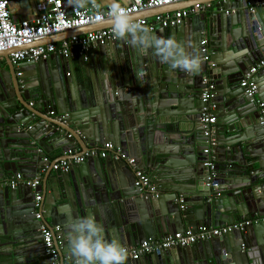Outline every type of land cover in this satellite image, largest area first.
<instances>
[{
  "label": "water",
  "instance_id": "water-1",
  "mask_svg": "<svg viewBox=\"0 0 264 264\" xmlns=\"http://www.w3.org/2000/svg\"><path fill=\"white\" fill-rule=\"evenodd\" d=\"M211 1V13L197 9L186 23L170 28L157 25L152 31L174 37L188 51L200 54L201 69L194 75L171 69L151 49L143 52L123 40L117 54L111 43L95 48L98 56L106 55L107 65L101 85L92 83V89H88L90 83H81L75 69H66L58 54L14 64L11 51L0 52L9 65L6 75L0 71V179L6 174L26 179L44 174L36 188L25 183L14 189L0 188V264H19L3 250L12 242L21 249L40 245L42 224L52 230L59 256L38 260L41 254L37 253L22 264H62L65 258L73 262L66 227L69 217H95L107 238L125 246L187 228L197 231L201 224L220 227L242 218L264 217V123L257 103L264 102V84L254 101L239 85L244 74L264 60V41L254 29L257 17L264 26V0ZM205 4L193 0L190 7L205 9ZM234 6L242 13L233 14ZM237 24L242 25L236 28ZM66 33L70 32L59 36ZM55 58L60 64L52 70ZM28 70H36L34 77L24 74ZM261 75L264 67L256 74ZM210 83L214 85L210 104L219 126L216 132L226 134L210 153L205 152L202 127L188 120L170 126L145 114L149 109L175 106L178 113L200 118L207 104L201 96ZM104 104L111 107L113 116L117 110L121 120L108 124ZM176 129L181 135L172 133ZM106 142L138 158L139 167L157 184V196H143L125 159L88 157L78 170L72 167L52 174L53 165L69 157V151L77 148L78 155ZM165 142L170 146H164ZM214 151L221 154L218 162L238 166L223 167L212 180L216 185H208L211 170L205 164L216 160ZM59 152L63 154L51 160ZM234 176H241V182L230 181ZM37 194L41 195L40 219L36 217ZM134 261L128 257L126 264H264V221Z\"/></svg>",
  "mask_w": 264,
  "mask_h": 264
},
{
  "label": "built area",
  "instance_id": "built-area-1",
  "mask_svg": "<svg viewBox=\"0 0 264 264\" xmlns=\"http://www.w3.org/2000/svg\"><path fill=\"white\" fill-rule=\"evenodd\" d=\"M11 0H0V52L11 51L10 57L14 64H19L24 61H40L49 59L53 54H60L65 58L72 57L73 52L81 48V51H88L92 46L103 45L106 43H116L119 40L114 39L111 26L87 31L82 34H73L62 39L61 45L57 46L53 42L35 44L52 36L59 35L64 32H73L85 27H91L102 22H96L94 17L99 13H106L108 9L101 10L89 6L79 11L74 8L69 11L65 0H40L36 3V15L30 19L20 20L15 22L12 20L10 12ZM188 0H130L128 4L123 6L131 14H140L152 9L165 8L171 5ZM202 6H195L191 9H177L165 13L160 16L157 21L149 22L146 18L135 19L136 22L148 26L152 31L157 25L162 28L177 26L183 23L185 18L192 13L197 12V9H202ZM35 44V45H34ZM206 44V40L202 42ZM34 45V46H32ZM2 58L0 56V66ZM264 67V60L255 64L245 74L240 85L244 88V92L253 97L252 101L256 100L255 94L258 92L259 86L255 82L254 77L260 69ZM69 74V73H68ZM214 96V85L209 84L204 89L201 99L204 103L200 115V121L203 128L204 136L207 138L206 153H210L212 147L217 144V139L214 136L217 117L213 112L214 106L210 104V100ZM257 103L262 108V123H264V102L257 100ZM54 114V111L51 112ZM69 157H66L53 165V169L61 172H68L72 164H80L88 157H100L103 159L113 157L115 159H125L135 173V185L141 189L144 197H155L158 195V186L153 181V178L146 171L139 167V163L135 157L126 154L122 148L116 147L113 143H105L100 148H92L82 154L75 155L73 151H69ZM210 167L211 174L209 176L208 185H216L212 183L213 178L217 176L216 164L214 161L206 162ZM20 183L28 184L34 188L41 183L40 178H24L21 174L9 178L5 185L11 189L16 188ZM4 184L0 183V187ZM41 195L35 196L36 217L41 218V212H38L40 206ZM182 201V200H181ZM264 221V217L254 219H243L233 224L220 227H204L197 231L189 228L184 231L175 232L162 239L145 240L142 243L134 246H126L129 252L128 257L139 259L145 255H157L171 248H185L203 240H207L214 236H220L234 228H245L252 223ZM59 228V227H58ZM40 231L43 237L45 253L48 257L58 258L59 252L56 248L52 230L46 225L40 226ZM60 264V263H58ZM62 264H74L67 262Z\"/></svg>",
  "mask_w": 264,
  "mask_h": 264
},
{
  "label": "crops",
  "instance_id": "crops-1",
  "mask_svg": "<svg viewBox=\"0 0 264 264\" xmlns=\"http://www.w3.org/2000/svg\"><path fill=\"white\" fill-rule=\"evenodd\" d=\"M38 1H40V0H11L9 7H10L12 20L15 21V22H19L20 20L30 19V18L34 17L36 15L35 5H36V3ZM202 1L206 2V4H205L206 8L204 9V7H203V10L205 12L207 11V12L211 13L213 11L214 1H211V0H202ZM223 1L226 2L227 0H223ZM254 1H257V0H253V2ZM65 2H66V5H67L69 11H72L73 7L71 6L70 0H65ZM108 2H109V0H104L103 6L100 9L101 10L107 9ZM129 2H130V0H122L123 5L124 4H128ZM192 2H193V0H188V1H183V2L179 3L178 5H171V6L165 7L164 8V10H166L165 13H167L169 11H174V10H177V9H191L190 5H192ZM231 2L234 3V0H231ZM208 5H211V6H208ZM256 7H257L256 5H248V8H251V9L252 8H256ZM232 9H233L232 13L235 14V15L237 13H239V12L242 13V9H239L237 6H234V8H232ZM161 11L162 10H156V9L154 10V9H152L151 11L149 10V11L140 13L139 15L135 16L134 19L146 18L149 22H154V21H157V19L160 16H164L165 15V13H161ZM189 17L185 18V23L188 21ZM238 21H239V18L237 19V22ZM255 22H257V24H255L254 29H256V33L257 34L260 35V33H261L262 40L264 41V26H263V24H262V22H261L259 17H257ZM246 24H249V23L247 22ZM241 25L242 24H237V25H235V27L236 28H240ZM109 26H111V24L109 22L105 21V22H102L100 24H97V25H94V26H91V27H85V28H82V29L77 30V31L66 33L63 36H59V35L52 36V37L48 38L47 42H53L57 46H60L61 42H62V39L67 38L68 36H70V34H82V33H85L87 31L103 29V28H106V27H109ZM168 28H170V27H168ZM244 33L246 34L247 31H245ZM64 36H67V37H64ZM206 40H207V38H206ZM47 42H44V43H47ZM119 42H120V40L117 43H111V44H114V47H115L114 52H115V54H117V50H118L117 48L122 46L121 43H119ZM118 43H119V45H118ZM97 46L98 45L92 46L88 51H81L80 50L81 48H78V49H76L73 52L72 57H69V58H65V57L61 56L60 54H58L60 56V61L64 65H66V67H67L66 69L69 72H72L71 68L75 69V71H76V73H77V75H78V77H79V79H80L82 84L87 85L86 83H90V86H88V89H92V87H91L92 83H95V85L97 87H99L101 85L103 79L105 78L104 77L105 76V72L104 71H105V64L107 65V59H106V55L98 56L94 52V50H95V48H97ZM245 46H246V44L244 43L243 45H241V48H245ZM243 52H245V51H243ZM212 53H214V52H212ZM55 55H57V54H53V56H55ZM114 62H115V71L118 72V68H117V65H118L117 62L118 61L115 60ZM59 64L60 63L56 61V58L53 59L52 67H51L52 70H57ZM8 68H9L8 61L3 57L2 61H1L0 71H3L5 73V75H6L7 74L6 70ZM35 73H36V70H28V71H25L24 74H28V75H30V77H34ZM109 73H110V71L107 72V75ZM218 76H219V74H218ZM244 76H245V74H244ZM255 80L258 82L259 89H260L261 86L264 84V76L261 75V77L258 78L255 75ZM240 87H241V85H240ZM158 98H159V95H158ZM135 103L137 105H139L138 101L135 102ZM141 105H142V103H141ZM102 109H103V112H109L108 113V118H107V123L108 124H110V123L114 124L115 121L121 120V115L120 116L118 115V111L117 110L115 111V116H113V113L111 111V107L110 106L104 104ZM159 109L161 111H166V112L163 115L161 113L159 115H157L159 113V111H160ZM159 109L158 110L149 109L148 112L146 110L145 114L148 115L149 117L153 116L156 119L164 121L167 124H169L170 126H172L174 124H177V123L181 124L185 120H188L189 123L196 124L198 127H202V124H201V121H200L199 117L197 118V116L195 117L194 115L190 116L188 114H181V112L178 113L179 111L176 112L177 110L175 109V106L161 107ZM122 110H124V109L122 108ZM213 112H214V109H213ZM193 117H195V118L193 119ZM215 126L216 127H215V131H214V136L216 134V136H215L216 139L217 138L219 139V141L217 140L218 143L223 142V141H221V139L224 138V136L226 134H224L225 133L224 131L223 132L222 131H217L216 132V130H218L219 126H218V124H216ZM173 129H175V128H173ZM172 133H176V134L181 135V130L179 131V130L176 129V130H173ZM167 142L164 143V146H170ZM106 143H108V142H106ZM110 143H113V142H110ZM101 146H102V144H99V143L96 145L97 148H100ZM115 146L119 147L117 145H115ZM79 151L80 150L76 148V149H74L73 152L74 153H78ZM62 154L63 153L59 152V154L51 157V160L56 158V157H58V156H60V155H62ZM220 155L221 154L218 151H214L213 160L216 159L214 161V163L216 164L217 176H219L221 171H223V167H226V166L227 167H233V166L237 167L238 166V164L236 162L225 163V164L218 162V159L220 160V158H219ZM48 157H50V156H48ZM132 157H135V156L132 155ZM98 158H100V157H98ZM109 158L115 159L113 157H109ZM101 159H103V158H101ZM106 159H108V158H106ZM136 159H137V161L139 163V166L141 167L140 161L138 160V158H136ZM116 160H119V159H116ZM234 160L235 159H232L231 161H234ZM78 166L80 167L81 163L80 164H72L71 167L69 168V170L72 167L75 170H78V168H79ZM218 167L220 168V170L218 169ZM57 172H61V171H57V170L53 169L52 174H56ZM61 173H65V172H61ZM147 173L150 174L149 172H147ZM150 176L152 177L151 174H150ZM13 177L14 176H9V175L6 174L3 179H0V183H3L4 184L3 186L7 187L5 185V182L8 181L9 178L12 179ZM37 178H40V180L42 182V180L44 178V174H41V176H37ZM241 179H242L241 176H236V177L234 176V178H231L230 181H232V182L233 181L241 182ZM2 187H0V188H2ZM7 188H9V187H7ZM258 217L259 216L257 215L255 218H258ZM243 219H246V218H242L241 220H243ZM250 219H252V218H250ZM199 227H200L199 229H203L204 227L211 228V227H215V226L208 227V226H205V225L201 224ZM187 229H189V228H187ZM177 232H179V231H177ZM40 233H41V231H40ZM160 237H162V236H158V239L164 238V237H162V238H160ZM20 247L21 246L19 244L12 242V243H10L7 246V248L3 247V250H6L7 252H9L11 258L13 260L18 261L19 264H22V262L26 263L27 261L32 260L34 258V255H36L37 253L41 254V257L37 258L38 260L42 259V258H48V256L45 253V247H44V243H43L42 240H41V244L40 245L39 244L38 245H34L32 248L21 249ZM169 250H175V248H171ZM129 258L132 259L131 257H129ZM142 258H143V256L141 258H139V259H136V260H141ZM132 260H133V262H135L134 261L135 259H132ZM64 261H65V263L70 262L68 258H65Z\"/></svg>",
  "mask_w": 264,
  "mask_h": 264
},
{
  "label": "clouds",
  "instance_id": "clouds-1",
  "mask_svg": "<svg viewBox=\"0 0 264 264\" xmlns=\"http://www.w3.org/2000/svg\"><path fill=\"white\" fill-rule=\"evenodd\" d=\"M70 3L79 11L89 6L100 9L104 0H70ZM107 9L106 13L99 12L94 20L109 22L114 39L126 41L143 52L151 49L152 54L171 69L193 75L200 71L202 61L198 52H190L176 38L157 36L148 26L136 22L122 0H109ZM66 227L74 264H126L127 247L116 238H107L104 226L95 217H69Z\"/></svg>",
  "mask_w": 264,
  "mask_h": 264
}]
</instances>
